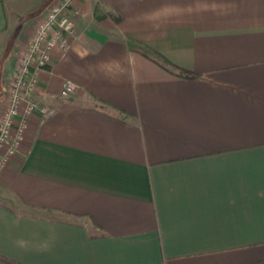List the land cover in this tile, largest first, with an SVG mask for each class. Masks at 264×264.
Masks as SVG:
<instances>
[{
    "label": "crops",
    "instance_id": "1",
    "mask_svg": "<svg viewBox=\"0 0 264 264\" xmlns=\"http://www.w3.org/2000/svg\"><path fill=\"white\" fill-rule=\"evenodd\" d=\"M55 1L0 0V111ZM72 21L32 68L28 97L54 112L0 148V255L264 264V0H74Z\"/></svg>",
    "mask_w": 264,
    "mask_h": 264
},
{
    "label": "built area",
    "instance_id": "2",
    "mask_svg": "<svg viewBox=\"0 0 264 264\" xmlns=\"http://www.w3.org/2000/svg\"><path fill=\"white\" fill-rule=\"evenodd\" d=\"M73 2L74 0H56L52 3L41 18L32 24L27 42L18 54L7 89V103L0 111V148L7 146L5 157L13 154L22 141L30 114L37 110L47 117L54 112L51 106L37 105L28 97L34 85L32 68H40L49 63L53 48H67L68 38L74 32ZM77 89L76 83L65 80L59 95L66 97Z\"/></svg>",
    "mask_w": 264,
    "mask_h": 264
},
{
    "label": "trees",
    "instance_id": "3",
    "mask_svg": "<svg viewBox=\"0 0 264 264\" xmlns=\"http://www.w3.org/2000/svg\"><path fill=\"white\" fill-rule=\"evenodd\" d=\"M163 67H165L167 70L172 71L174 73H176L179 76L185 77V78H194L197 77L199 74L197 73H193L184 69H180L178 67H175L174 65H172L169 61H167L166 59H163V61L160 63ZM0 259L7 261L11 264H16L15 262L8 260L6 258H4L3 256L0 255Z\"/></svg>",
    "mask_w": 264,
    "mask_h": 264
}]
</instances>
